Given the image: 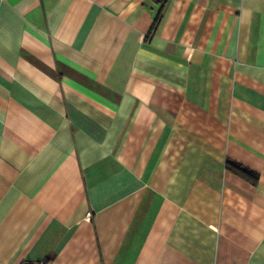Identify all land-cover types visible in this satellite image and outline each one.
Instances as JSON below:
<instances>
[{
	"label": "crops",
	"instance_id": "obj_1",
	"mask_svg": "<svg viewBox=\"0 0 264 264\" xmlns=\"http://www.w3.org/2000/svg\"><path fill=\"white\" fill-rule=\"evenodd\" d=\"M0 262L264 264V0H0Z\"/></svg>",
	"mask_w": 264,
	"mask_h": 264
},
{
	"label": "trees",
	"instance_id": "obj_2",
	"mask_svg": "<svg viewBox=\"0 0 264 264\" xmlns=\"http://www.w3.org/2000/svg\"><path fill=\"white\" fill-rule=\"evenodd\" d=\"M157 20H158V16L154 20V24L157 22ZM226 166H227V169L233 171L234 173L238 174L239 176H241L247 180H250L253 182H255L257 180V175L255 173H253L249 169L243 167L242 165H240L236 162L227 161Z\"/></svg>",
	"mask_w": 264,
	"mask_h": 264
},
{
	"label": "built area",
	"instance_id": "obj_3",
	"mask_svg": "<svg viewBox=\"0 0 264 264\" xmlns=\"http://www.w3.org/2000/svg\"><path fill=\"white\" fill-rule=\"evenodd\" d=\"M0 264H2L1 262H0ZM27 264V263H26ZM31 264H39L38 262H34V263H31Z\"/></svg>",
	"mask_w": 264,
	"mask_h": 264
}]
</instances>
